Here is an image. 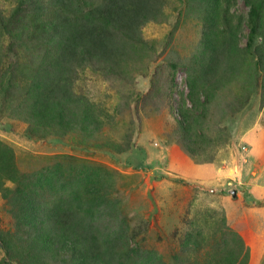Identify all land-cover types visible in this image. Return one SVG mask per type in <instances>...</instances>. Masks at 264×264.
Segmentation results:
<instances>
[{
	"label": "rangeland",
	"instance_id": "rangeland-1",
	"mask_svg": "<svg viewBox=\"0 0 264 264\" xmlns=\"http://www.w3.org/2000/svg\"><path fill=\"white\" fill-rule=\"evenodd\" d=\"M163 1L162 21L142 29L143 39L153 49L132 66L142 74L120 83L107 80L91 67L79 70L75 91L107 115L98 134L83 138L74 131L45 139L29 137L26 124L8 116L9 106L0 112L2 151L12 156L17 172L55 170L59 180L66 182V190L75 184L79 194L87 179L98 180V194L108 204L99 213L100 233L116 231L123 257L129 255L128 264L139 249L156 253L153 264H194L196 257L204 263L201 258H210L216 233L220 235L225 228L248 245L247 264H264V238L257 233L258 225L251 217L242 221L238 211L241 203L244 208L264 209V199L251 200L247 187V181L253 183L251 178L263 173L264 167L251 165L248 146L246 153L240 151L248 131L264 129V73L257 78L260 69L255 65L259 57L264 62V0H260L256 50L246 49L249 8L244 0H211V25L207 0ZM21 5L30 6L28 0H0V14L8 16ZM208 23L214 27L212 34L207 32ZM209 38L218 43L234 40L236 68L217 83L218 89L200 87L199 108L194 111L187 141L177 130L176 109L182 103L191 108L188 82L201 65L202 47ZM257 50L260 55L255 54ZM79 140L83 143L77 144ZM222 168L235 171L228 180L223 178L222 186L203 181ZM5 187L13 188V184L7 182ZM232 202L240 207L228 219L226 209ZM13 212L0 194V236L13 246H22ZM189 232L201 233L207 249L198 254L188 249L181 252ZM4 258L0 249V260Z\"/></svg>",
	"mask_w": 264,
	"mask_h": 264
},
{
	"label": "trees",
	"instance_id": "trees-1",
	"mask_svg": "<svg viewBox=\"0 0 264 264\" xmlns=\"http://www.w3.org/2000/svg\"><path fill=\"white\" fill-rule=\"evenodd\" d=\"M28 1L27 8L16 6L8 16L0 14V112L10 106L8 116L25 123V134L29 137L45 139L76 131L83 138H92L107 123L102 119L107 115L102 110L97 112L100 109L96 105L75 91L79 70L91 67L107 80L120 83H126L129 76L142 74L141 69L133 70L132 66L153 50L143 39L142 29L149 23L162 21L164 1ZM213 1L205 3L210 25ZM244 2L249 8L246 49L256 50L261 2ZM242 22L240 18L239 24ZM212 28L208 23V34H212ZM5 39L9 42L4 43ZM233 44V39L227 43L206 39L201 65L188 82L191 108L186 109L182 103L176 109L177 130L183 140L190 139L194 111L199 108L200 87L213 85L218 89L217 83L234 72L233 61L237 57ZM255 54L260 55L258 50ZM255 65L260 69L259 78L264 73V62L259 57ZM2 150L0 143V194L13 207L15 230L22 246H13L0 236V249L5 253L0 264H128L129 255L123 257L116 231L100 233L99 213L108 204L98 194V180L87 179L81 195L78 185L66 190V182L59 180L55 170L17 172L12 156H6ZM7 182L13 188H6ZM225 230L220 235L216 233L218 238L210 258H201L204 263H200L196 257L194 264H247L248 245L236 233ZM207 243L201 233L189 232L181 252L188 249L187 252L202 253ZM154 257L156 253L139 249L130 261L153 264Z\"/></svg>",
	"mask_w": 264,
	"mask_h": 264
},
{
	"label": "crops",
	"instance_id": "crops-1",
	"mask_svg": "<svg viewBox=\"0 0 264 264\" xmlns=\"http://www.w3.org/2000/svg\"><path fill=\"white\" fill-rule=\"evenodd\" d=\"M245 141V146L249 147V157L248 159H251V165L257 167L258 163L263 165L264 167V129H261L260 127L258 128H253L252 130L248 131L244 139ZM248 161V160H247ZM264 170V169H263ZM214 171V169H213ZM234 174L235 171L233 172L230 169H219L217 170L216 175L210 178L206 179L203 178V181L207 182L210 185L218 184L222 186V180L223 178H227L225 180H228L229 174ZM254 179L253 183L249 180L247 181V187L249 195H251V200L252 199H264V172L257 174L255 177L251 178ZM221 182V183H220ZM242 200V199H239ZM240 205V204H239ZM236 206L233 202L228 206L227 210V217L228 219L234 218L235 216V211L237 210L238 207ZM242 208L238 209V211H241V220L244 221L248 217L253 218V222L258 225V230L257 233L259 236L264 238V209L263 211H257V210H262V209H249V208H244L242 203H241Z\"/></svg>",
	"mask_w": 264,
	"mask_h": 264
},
{
	"label": "built area",
	"instance_id": "built-area-1",
	"mask_svg": "<svg viewBox=\"0 0 264 264\" xmlns=\"http://www.w3.org/2000/svg\"><path fill=\"white\" fill-rule=\"evenodd\" d=\"M240 151H241L242 153H246V152H247L246 146H245V145L240 146Z\"/></svg>",
	"mask_w": 264,
	"mask_h": 264
},
{
	"label": "water",
	"instance_id": "water-1",
	"mask_svg": "<svg viewBox=\"0 0 264 264\" xmlns=\"http://www.w3.org/2000/svg\"><path fill=\"white\" fill-rule=\"evenodd\" d=\"M233 195H235V192H233Z\"/></svg>",
	"mask_w": 264,
	"mask_h": 264
}]
</instances>
